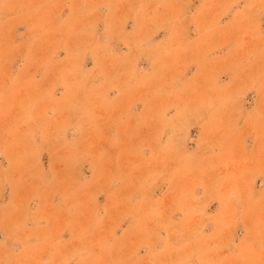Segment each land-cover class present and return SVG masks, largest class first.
<instances>
[{"label": "rangeland", "instance_id": "1", "mask_svg": "<svg viewBox=\"0 0 264 264\" xmlns=\"http://www.w3.org/2000/svg\"><path fill=\"white\" fill-rule=\"evenodd\" d=\"M0 264H264V0H0Z\"/></svg>", "mask_w": 264, "mask_h": 264}]
</instances>
